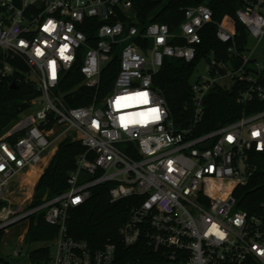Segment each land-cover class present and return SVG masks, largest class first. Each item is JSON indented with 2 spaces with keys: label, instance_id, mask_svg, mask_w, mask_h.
I'll return each mask as SVG.
<instances>
[{
  "label": "built area",
  "instance_id": "1",
  "mask_svg": "<svg viewBox=\"0 0 264 264\" xmlns=\"http://www.w3.org/2000/svg\"><path fill=\"white\" fill-rule=\"evenodd\" d=\"M133 6L134 0H0V83L20 79L18 63L24 62L26 78L41 91L34 107L0 136V201H6L0 229L43 210L59 231L42 264H264V212L240 208L237 195L258 169L254 157L264 152V110L196 133L214 87L242 85L240 103L264 100V63L249 45L241 49L207 4L187 8L176 31L167 23L136 25ZM237 16L250 37H264V0H247ZM210 24L228 44V57L215 51L200 57L208 76L191 84L194 117L180 126L154 77L166 60L198 59L202 30ZM115 55L120 70L112 90L88 106L68 105L60 89L66 74L77 67L83 84L98 90ZM66 138L86 147L68 190L22 212L6 189L53 158ZM107 181L114 182L113 202H143L132 208L118 240L94 248L69 234V212Z\"/></svg>",
  "mask_w": 264,
  "mask_h": 264
},
{
  "label": "trees",
  "instance_id": "2",
  "mask_svg": "<svg viewBox=\"0 0 264 264\" xmlns=\"http://www.w3.org/2000/svg\"><path fill=\"white\" fill-rule=\"evenodd\" d=\"M245 3L247 0H134L133 12L137 16L136 25L143 26L151 22L167 23L172 31H176L186 19L187 8L207 4L213 10L214 19L223 22L236 35L241 49H245L246 45H249L250 34L237 16L238 8ZM131 20L129 18V21ZM85 30L91 36L95 33V30L87 27ZM201 36L202 45L198 59L190 63L166 60L154 77L155 85L167 100L171 117L180 126L190 125L194 117L191 78L200 57L212 51L219 57H228V44L218 39L213 24L202 30ZM18 64L22 71L20 79L13 76L0 83V136L30 111L34 107L33 100L41 96L37 83L26 78L28 67L24 62ZM119 70L120 57L115 55L102 71L100 88L95 90L83 84L84 75L75 67L66 74L60 85L66 103L72 107L88 106L95 95L99 98L104 97L114 87ZM241 88L242 85H236L231 90H226L218 86L210 91L204 102L205 113L202 121L196 126L197 134L233 123L243 115L264 110V100L254 99L240 103L238 99ZM85 151L86 147L80 141H73L71 138L59 143L57 152L36 185L29 208L42 205L47 192L48 199H51L68 190L70 173L77 168V158ZM253 161L258 169L250 183L240 188L237 195L240 198V208L251 214H260L264 212V152L256 154ZM113 186L114 182L111 181L95 185L91 189L90 199L70 210L68 225L72 237L86 240L94 248L101 247L109 239L118 240L120 228L129 218L132 208L140 205L143 198L129 197L113 202L110 193ZM5 204L6 201H0V211ZM29 220L30 227L25 236V243L46 241L52 243L58 235V227L45 220L43 210L32 214ZM15 224L17 223L11 226ZM9 227L0 229V264H9L1 253L4 235ZM51 252L50 244L32 250L30 261L32 264L45 263L50 259Z\"/></svg>",
  "mask_w": 264,
  "mask_h": 264
},
{
  "label": "rangeland",
  "instance_id": "3",
  "mask_svg": "<svg viewBox=\"0 0 264 264\" xmlns=\"http://www.w3.org/2000/svg\"><path fill=\"white\" fill-rule=\"evenodd\" d=\"M249 48L253 50V56L259 62L264 63V37L262 39H256L254 37H250ZM207 71H208V63L206 61L200 62L199 65L196 67L195 72L192 75L191 78L192 83L196 82L197 79L202 75L208 76ZM222 82H224L227 85H229V83L231 84V81L227 79H224ZM51 160L52 158H49L45 163H42V165L40 164L36 166V170H34V176L36 174L38 175H36L37 178L35 180L36 184L34 183L35 186H32L28 182L29 178H31L29 177V173H27L26 175V172H22L16 178H14V182L10 185V187L6 189L7 198H9L13 203H15L16 205L15 207L19 208L22 212L26 211L29 205L31 204L34 197L36 185L39 179L41 178V176L45 173ZM27 189L30 191H28ZM29 227H30V220L24 219L21 222L7 228V231L5 232L4 235V242L1 253L9 264H31L30 252L32 250L38 249L40 247L49 244L51 245V250L54 251V245L48 241L36 242L32 244L25 243L24 240L26 233L29 230ZM16 253H19V255H16Z\"/></svg>",
  "mask_w": 264,
  "mask_h": 264
},
{
  "label": "bare ground",
  "instance_id": "4",
  "mask_svg": "<svg viewBox=\"0 0 264 264\" xmlns=\"http://www.w3.org/2000/svg\"><path fill=\"white\" fill-rule=\"evenodd\" d=\"M33 169V168H32ZM31 170V169H30ZM37 175V174H36ZM29 177H31V178H29V180H28V182L32 185V186H34V183H35V176H34V169H33V171L31 170V172H29ZM27 182V181H26ZM29 187V186H28ZM27 187V188H28ZM28 190V189H27ZM28 191H30V190H28ZM31 193V192H30ZM27 196V195H26ZM28 197V196H27Z\"/></svg>",
  "mask_w": 264,
  "mask_h": 264
},
{
  "label": "crops",
  "instance_id": "5",
  "mask_svg": "<svg viewBox=\"0 0 264 264\" xmlns=\"http://www.w3.org/2000/svg\"><path fill=\"white\" fill-rule=\"evenodd\" d=\"M33 169L34 170H36V167H33ZM33 169L31 168V170L33 171ZM40 169V168H39ZM31 170H28V172L26 171V175H27V173H29V172H31ZM38 175V174H37ZM36 178H37V176L35 175V180H36ZM36 184V183H35ZM35 184H34V186H35ZM34 188V187H33Z\"/></svg>",
  "mask_w": 264,
  "mask_h": 264
},
{
  "label": "water",
  "instance_id": "6",
  "mask_svg": "<svg viewBox=\"0 0 264 264\" xmlns=\"http://www.w3.org/2000/svg\"><path fill=\"white\" fill-rule=\"evenodd\" d=\"M14 85H15V82H14ZM48 198V193H46L45 197H44V201H46Z\"/></svg>",
  "mask_w": 264,
  "mask_h": 264
},
{
  "label": "snow or ice",
  "instance_id": "7",
  "mask_svg": "<svg viewBox=\"0 0 264 264\" xmlns=\"http://www.w3.org/2000/svg\"><path fill=\"white\" fill-rule=\"evenodd\" d=\"M146 102V101H145ZM153 111H155V110H153Z\"/></svg>",
  "mask_w": 264,
  "mask_h": 264
}]
</instances>
